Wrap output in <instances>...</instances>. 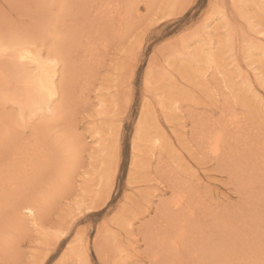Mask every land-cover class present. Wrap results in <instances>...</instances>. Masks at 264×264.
<instances>
[{
	"label": "rangeland",
	"instance_id": "rangeland-1",
	"mask_svg": "<svg viewBox=\"0 0 264 264\" xmlns=\"http://www.w3.org/2000/svg\"><path fill=\"white\" fill-rule=\"evenodd\" d=\"M0 40L63 62L32 110L0 57V264H264V0H0Z\"/></svg>",
	"mask_w": 264,
	"mask_h": 264
},
{
	"label": "bare ground",
	"instance_id": "bare-ground-1",
	"mask_svg": "<svg viewBox=\"0 0 264 264\" xmlns=\"http://www.w3.org/2000/svg\"><path fill=\"white\" fill-rule=\"evenodd\" d=\"M41 54L40 51L35 50L31 45L26 43L9 44L7 41L2 42L0 40V57L12 55L16 61V77L26 91L24 105L31 107L32 110H39L43 105L48 108L51 101L58 99L62 92V72L60 66L63 62L61 57L56 54H49L48 56H44L43 54L42 56ZM26 67L31 68V70ZM206 138L211 141V153L214 152L217 156L220 153L222 141L221 131H216L215 134L213 132V134L206 136ZM12 170L16 172L18 169L14 166ZM12 170L7 171V178L14 173ZM4 193L7 195L6 192ZM184 197L181 193H178L175 200L173 199L176 208H181L182 205L186 204ZM26 211L30 215L34 213L31 207H26ZM181 225L180 227L183 226ZM178 232L176 235L177 239L173 235L171 237L169 235L165 236V241L167 240V244L172 248H178L179 245H183L184 231L180 228Z\"/></svg>",
	"mask_w": 264,
	"mask_h": 264
}]
</instances>
